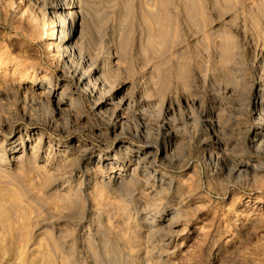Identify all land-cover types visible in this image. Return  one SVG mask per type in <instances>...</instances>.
I'll return each mask as SVG.
<instances>
[{
    "label": "rangeland",
    "instance_id": "rangeland-1",
    "mask_svg": "<svg viewBox=\"0 0 264 264\" xmlns=\"http://www.w3.org/2000/svg\"><path fill=\"white\" fill-rule=\"evenodd\" d=\"M76 1L80 50L98 56L99 68L108 54L109 76L128 82L125 92L135 100L153 101L152 120L170 108L164 117L178 139L169 160L156 164L170 184L153 189L138 174L110 188L88 186L85 156L22 153L18 132L31 130L54 144L90 141L94 161L103 145L89 138L88 124L25 106L23 92L9 84L19 77L7 66L0 70V264H46L45 257L51 264H264V148L249 144L260 100L253 87L264 82V0ZM154 10L169 14L158 28L146 17ZM43 37L26 15L0 5V52L29 77L47 69L53 85L59 81L57 97L62 89L64 100L78 95ZM81 106L73 111L110 148L114 134L85 100ZM209 119L220 140L214 164L202 156Z\"/></svg>",
    "mask_w": 264,
    "mask_h": 264
},
{
    "label": "bare ground",
    "instance_id": "bare-ground-1",
    "mask_svg": "<svg viewBox=\"0 0 264 264\" xmlns=\"http://www.w3.org/2000/svg\"><path fill=\"white\" fill-rule=\"evenodd\" d=\"M16 1L0 0V5L13 10L23 18L26 15L27 22L35 30L40 29L42 36L46 39L45 46L48 50V57L56 70H60V77L67 76L69 78L78 95H68L64 100L66 91L62 89L59 92V97H57L59 81H55L56 84L53 85L47 69L37 76L29 77L26 66L20 62H14L0 52V70H6L7 66H11L13 67L12 73H17V77H19V81L13 79L9 83L10 87L13 90L23 92L25 106L32 104L47 109L51 108L52 116L61 118L64 114L75 124H88L86 125L87 129H85L89 138L100 139L98 146L103 145V148H106L99 150L98 158L94 161L92 160L94 145L90 141L77 139L65 145L60 142L54 144L42 133L31 130L25 131L23 135L18 132L16 139L19 140L22 153L37 148L41 149L43 155L48 154L49 151L60 155L81 154V156L86 157L84 170L92 173L91 178L87 179L88 186L110 188L114 185H120L128 179L130 182L138 174L143 177L146 185L151 183L150 186L153 189L170 184V179L157 170L158 165L156 166L157 160L160 158L164 161L169 160L172 152L171 143L178 139L172 133L169 120L164 117L166 113H169L170 108L164 107L157 121L152 120V116L155 114L153 101L144 96L135 100L125 92L128 88V82L115 83V80L111 79L108 73L109 66H105V62L107 64L109 58L108 54L103 66L99 68L97 67L98 56L93 57L91 54L83 53L80 50L76 43L77 40H74L78 22L80 24L79 34H81L80 8L76 0H18L21 4L16 3ZM162 15L168 16L169 14L165 11L154 10L147 13L146 17L154 28H158L161 26L159 19L162 18ZM24 78L29 80V85L21 86L20 81ZM161 82H164V77ZM253 88L260 93V100L255 102L256 114L254 115L256 116L249 130L251 135L249 144L253 150L258 151L264 148V82L260 81ZM83 99L90 106V111L114 134L115 140L110 144V148H108L109 146L106 147L105 141L101 140L102 132L88 123L85 114L73 111V109L80 110L84 103ZM215 125V122L209 119L205 121L203 127L204 135L209 142L203 147L202 156H205V160L210 164H214L215 151L220 148V140L215 135ZM122 136H126L128 141L121 140ZM10 144L9 150L15 147V141L12 139ZM255 170L257 171V169ZM255 170L253 171L255 172ZM89 212L91 211L89 210ZM173 221L170 219V225L176 224ZM151 224L153 222L149 225ZM150 228H155V225H151ZM44 260L46 264H51L49 257H45ZM61 264L63 263L61 262Z\"/></svg>",
    "mask_w": 264,
    "mask_h": 264
}]
</instances>
